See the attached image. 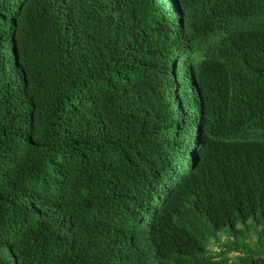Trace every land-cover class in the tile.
I'll return each mask as SVG.
<instances>
[{
	"label": "trees",
	"instance_id": "16d2710c",
	"mask_svg": "<svg viewBox=\"0 0 264 264\" xmlns=\"http://www.w3.org/2000/svg\"><path fill=\"white\" fill-rule=\"evenodd\" d=\"M0 264H264V0H0Z\"/></svg>",
	"mask_w": 264,
	"mask_h": 264
},
{
	"label": "rangeland",
	"instance_id": "374dc122",
	"mask_svg": "<svg viewBox=\"0 0 264 264\" xmlns=\"http://www.w3.org/2000/svg\"><path fill=\"white\" fill-rule=\"evenodd\" d=\"M227 242V236H225L224 234L219 235V240L215 241L211 244L210 248H212L215 251H218L220 248V246H223V244H225ZM236 254L235 252H231V254L229 255H234Z\"/></svg>",
	"mask_w": 264,
	"mask_h": 264
}]
</instances>
